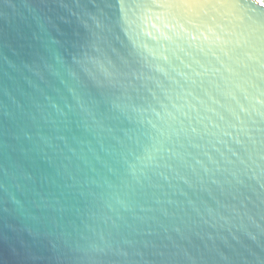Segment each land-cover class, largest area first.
<instances>
[{
    "label": "water",
    "instance_id": "95a60500",
    "mask_svg": "<svg viewBox=\"0 0 264 264\" xmlns=\"http://www.w3.org/2000/svg\"><path fill=\"white\" fill-rule=\"evenodd\" d=\"M0 264H264V8L0 0Z\"/></svg>",
    "mask_w": 264,
    "mask_h": 264
},
{
    "label": "snow or ice",
    "instance_id": "6c2138e0",
    "mask_svg": "<svg viewBox=\"0 0 264 264\" xmlns=\"http://www.w3.org/2000/svg\"><path fill=\"white\" fill-rule=\"evenodd\" d=\"M256 2H257V4H258L260 7L264 8V0H256ZM198 39H199V36H198V35H192V36H191V41L193 42V44H194V42H196ZM190 46H193V45L190 44Z\"/></svg>",
    "mask_w": 264,
    "mask_h": 264
}]
</instances>
